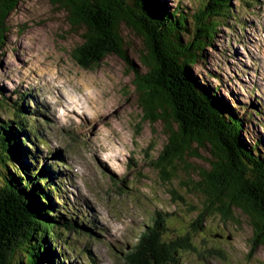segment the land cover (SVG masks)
I'll return each instance as SVG.
<instances>
[{
  "label": "trees",
  "instance_id": "trees-1",
  "mask_svg": "<svg viewBox=\"0 0 264 264\" xmlns=\"http://www.w3.org/2000/svg\"><path fill=\"white\" fill-rule=\"evenodd\" d=\"M20 1L0 0V57L8 17ZM56 1L73 25L84 29L71 52L81 67H98L111 54L132 65L123 26L139 32L147 49L140 56L144 71L132 68L137 106L142 122L161 124L165 142L145 166L157 174L175 207L154 212L140 236L138 261L136 247L128 253L131 264H178L180 253L193 251L192 234L207 216L231 222L233 208L249 214L254 248L264 246V145L259 137L249 142L245 135L251 122L261 125L264 107L253 99L247 106L233 95L225 97L219 74H208L218 81L215 86L194 69L221 29L234 27L230 21L238 18L232 0H196L188 5L178 1L173 6L167 0ZM8 94L17 97L11 103L9 95L0 97V109L8 111L7 117L0 116V264H58L59 257L61 264L69 260L63 248L72 249L62 234L74 230L76 222L94 224L83 213L78 217V207L68 200L63 188L67 171H56L57 166L48 163L44 169L37 166V160L51 152L39 149L46 148V142L36 114L27 119L32 113L25 107L27 93ZM252 105L256 109L247 111ZM206 145L208 167L193 168L188 159L202 157L197 148ZM131 164L136 167L137 162Z\"/></svg>",
  "mask_w": 264,
  "mask_h": 264
},
{
  "label": "rangeland",
  "instance_id": "rangeland-1",
  "mask_svg": "<svg viewBox=\"0 0 264 264\" xmlns=\"http://www.w3.org/2000/svg\"><path fill=\"white\" fill-rule=\"evenodd\" d=\"M178 1L188 5L196 0H167L171 6ZM231 2L238 18L230 21L234 27L221 29L213 47L206 48L207 56L194 69L215 86L218 81L209 79L208 74H219L225 97L233 95L247 106L253 99L264 107V0ZM7 25L0 57V97L9 95L11 103L17 97L8 94L11 90L27 93L25 107L32 112L27 119L31 121L36 114L35 122L41 124L42 134L49 141L46 145L53 150L52 157L45 156L37 163L56 165V171L61 172L65 165L60 166L59 161L68 164V194L66 180L63 185L68 200L86 216L93 215L96 220L92 217V226L100 227L97 235L87 237L76 222L75 229L61 237L71 239L76 248L88 241L96 264H131L128 253L133 247L137 248L138 261L145 224L152 221L157 210L172 211L175 207L157 182V174L145 166L146 161L158 156L165 139L161 124L142 122L137 106L132 68L144 71L140 56L147 49L142 37L134 29L122 27L132 65L111 54L98 67L87 69L71 55L84 29L73 25L56 0H21ZM251 89L254 94H249ZM77 104L79 109L73 106ZM254 109L252 105L247 111ZM7 113L0 109L1 118ZM261 118V125H247L245 135L249 142L259 137L264 145V116ZM25 144L33 151L30 143ZM197 150L202 157L188 162L195 169H205L210 152L206 147ZM52 158L58 161H50ZM192 199L199 202L197 197ZM233 211L235 219L226 223L218 216H207L205 224L192 234L193 251L180 253L178 264H264V246L254 248L249 214L237 208ZM63 252L69 255L67 249ZM72 258L70 255V260L61 264H73ZM61 260L57 259L58 264Z\"/></svg>",
  "mask_w": 264,
  "mask_h": 264
},
{
  "label": "water",
  "instance_id": "water-1",
  "mask_svg": "<svg viewBox=\"0 0 264 264\" xmlns=\"http://www.w3.org/2000/svg\"><path fill=\"white\" fill-rule=\"evenodd\" d=\"M131 8H132V6H131ZM137 33H139V32H137ZM139 34H140V33H139ZM206 146H207V145H206ZM206 148H207V149L209 150V152H210L209 146H207ZM227 155H229V152H228V151H227L226 156H227ZM71 231H72V230H70L69 232H71Z\"/></svg>",
  "mask_w": 264,
  "mask_h": 264
},
{
  "label": "bare ground",
  "instance_id": "bare-ground-1",
  "mask_svg": "<svg viewBox=\"0 0 264 264\" xmlns=\"http://www.w3.org/2000/svg\"><path fill=\"white\" fill-rule=\"evenodd\" d=\"M41 168L44 169L45 167L41 166ZM69 175H70V173H69ZM85 224L90 225L89 222H85ZM98 228H100V227L98 226Z\"/></svg>",
  "mask_w": 264,
  "mask_h": 264
}]
</instances>
